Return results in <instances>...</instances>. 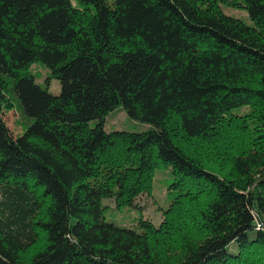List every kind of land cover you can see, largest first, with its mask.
Masks as SVG:
<instances>
[{
	"label": "trees",
	"instance_id": "16d2710c",
	"mask_svg": "<svg viewBox=\"0 0 264 264\" xmlns=\"http://www.w3.org/2000/svg\"><path fill=\"white\" fill-rule=\"evenodd\" d=\"M0 264H264V0H0Z\"/></svg>",
	"mask_w": 264,
	"mask_h": 264
},
{
	"label": "rangeland",
	"instance_id": "374dc122",
	"mask_svg": "<svg viewBox=\"0 0 264 264\" xmlns=\"http://www.w3.org/2000/svg\"><path fill=\"white\" fill-rule=\"evenodd\" d=\"M224 12L236 19H240L245 24L250 25L249 20L245 11L241 9L234 8H224ZM31 72L36 76L37 82L45 84L47 78H49V71L39 64H33L31 66ZM48 91L53 95H58L60 91V84L57 79H48ZM4 120L13 135H21L23 133V128L19 123L17 114L12 109H7L4 112ZM104 129L107 132L112 131H126V132H141L147 128L146 125L140 124L130 120L126 114L121 110H116L111 112L105 119ZM172 182V177L170 173L166 170L156 171L152 179V190L151 198L149 199L148 205L150 206L147 213L144 210H129L126 208L115 209L113 205L109 202V208L106 209V219L108 222L117 223L128 227L134 223V219L139 217V215L157 224L160 220V209L166 208L168 206V188ZM160 208V209H159Z\"/></svg>",
	"mask_w": 264,
	"mask_h": 264
},
{
	"label": "water",
	"instance_id": "95a60500",
	"mask_svg": "<svg viewBox=\"0 0 264 264\" xmlns=\"http://www.w3.org/2000/svg\"><path fill=\"white\" fill-rule=\"evenodd\" d=\"M259 223V221H257Z\"/></svg>",
	"mask_w": 264,
	"mask_h": 264
}]
</instances>
